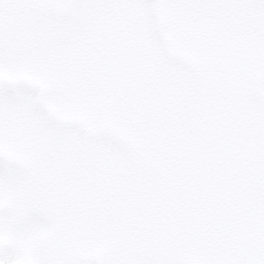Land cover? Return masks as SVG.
Segmentation results:
<instances>
[{"label": "snow or ice", "instance_id": "snow-or-ice-1", "mask_svg": "<svg viewBox=\"0 0 264 264\" xmlns=\"http://www.w3.org/2000/svg\"><path fill=\"white\" fill-rule=\"evenodd\" d=\"M0 264H264V0H0Z\"/></svg>", "mask_w": 264, "mask_h": 264}]
</instances>
